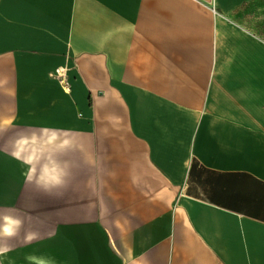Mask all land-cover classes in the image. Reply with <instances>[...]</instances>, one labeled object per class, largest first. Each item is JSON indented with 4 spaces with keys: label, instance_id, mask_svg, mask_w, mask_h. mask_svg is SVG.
I'll return each instance as SVG.
<instances>
[{
    "label": "crops",
    "instance_id": "1",
    "mask_svg": "<svg viewBox=\"0 0 264 264\" xmlns=\"http://www.w3.org/2000/svg\"><path fill=\"white\" fill-rule=\"evenodd\" d=\"M252 1L0 0V255L264 264Z\"/></svg>",
    "mask_w": 264,
    "mask_h": 264
},
{
    "label": "rangeland",
    "instance_id": "2",
    "mask_svg": "<svg viewBox=\"0 0 264 264\" xmlns=\"http://www.w3.org/2000/svg\"><path fill=\"white\" fill-rule=\"evenodd\" d=\"M235 18L253 28L260 36L264 38V0H255L250 2L238 13H236ZM22 253L24 252L19 251L0 255V259L3 258L5 264H15L12 263V259L22 261L24 264H29L27 256Z\"/></svg>",
    "mask_w": 264,
    "mask_h": 264
},
{
    "label": "bare ground",
    "instance_id": "3",
    "mask_svg": "<svg viewBox=\"0 0 264 264\" xmlns=\"http://www.w3.org/2000/svg\"><path fill=\"white\" fill-rule=\"evenodd\" d=\"M6 226H12V225L7 224ZM26 256L28 259H31V261H35V263H38V264H59L58 261H55L53 260V258L46 256V255H41V254H36V253L30 254L27 251ZM12 263L24 264L22 261H17L16 259H12ZM0 264H5L3 258L0 259Z\"/></svg>",
    "mask_w": 264,
    "mask_h": 264
},
{
    "label": "built area",
    "instance_id": "4",
    "mask_svg": "<svg viewBox=\"0 0 264 264\" xmlns=\"http://www.w3.org/2000/svg\"><path fill=\"white\" fill-rule=\"evenodd\" d=\"M53 75L61 82L66 91L71 90V79L67 69L64 67H57L53 72Z\"/></svg>",
    "mask_w": 264,
    "mask_h": 264
},
{
    "label": "clouds",
    "instance_id": "5",
    "mask_svg": "<svg viewBox=\"0 0 264 264\" xmlns=\"http://www.w3.org/2000/svg\"><path fill=\"white\" fill-rule=\"evenodd\" d=\"M5 221L8 222L11 225H16V226H19V224H20V221H18V220H10V218H8V217H5ZM3 232H4L5 235L11 236V235H13V228L10 227V226H5L3 228ZM5 250H7V249H5Z\"/></svg>",
    "mask_w": 264,
    "mask_h": 264
}]
</instances>
